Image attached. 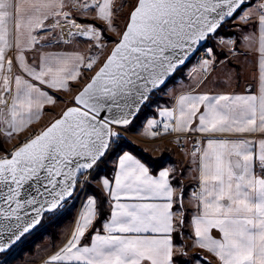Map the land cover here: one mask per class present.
Segmentation results:
<instances>
[{"label": "snow or ice", "instance_id": "1", "mask_svg": "<svg viewBox=\"0 0 264 264\" xmlns=\"http://www.w3.org/2000/svg\"><path fill=\"white\" fill-rule=\"evenodd\" d=\"M69 2L83 15L94 11L96 18L112 25L113 0ZM66 7V0H0V132L7 136L39 119L46 104H55L43 86L66 90L69 81L81 76V66L92 69L96 63L95 57L85 62L79 53H41L32 65L25 50L50 39L62 28V20L69 37H84L103 48L99 28L70 19ZM234 17L244 25L255 18L253 33L244 40L258 54V94L185 93L159 115L164 131L208 137L202 147L197 141L192 153L198 157L199 183L192 193L197 202L190 221L192 243L218 264H264V138H217L264 136V0H136L110 54L75 95L77 106L0 156V255L35 229L45 213L72 197L79 176L94 170L112 150L113 138L119 136L113 126L130 125L149 94ZM219 42L233 47L239 43L223 37ZM214 51L206 48L193 71L207 72ZM14 63L23 74L13 73ZM105 109L116 114L101 118ZM157 124L149 119L146 134L158 135L151 131ZM169 173L164 169L153 176L141 160L123 152L114 182L101 179L111 208L102 231H92L90 243L81 244L99 216L97 201L89 196L70 238L44 264H174L177 255L185 254L174 240V234L183 236L176 220L182 227L184 217L173 211L177 201ZM193 259L201 264L206 258Z\"/></svg>", "mask_w": 264, "mask_h": 264}, {"label": "crops", "instance_id": "2", "mask_svg": "<svg viewBox=\"0 0 264 264\" xmlns=\"http://www.w3.org/2000/svg\"><path fill=\"white\" fill-rule=\"evenodd\" d=\"M118 0H113V15L114 9L116 7ZM67 7L65 11H68L70 14L73 12H80V10L76 7H73L69 0H66ZM82 17L94 19L96 21L104 22L95 17L94 11H89L88 15H83ZM255 20V18H253ZM50 21V22H49ZM49 23H52V20H49ZM107 24V23H106ZM82 25V24H81ZM253 28V27H251ZM254 29V28H253ZM247 30V29H246ZM245 30V31H246ZM61 31V29H60ZM253 31V30H252ZM252 32L246 34L249 35ZM62 34V32H61ZM40 35H45V33L41 32ZM63 35V34H62ZM245 32H240L239 36L237 37L239 43H237V48H233L230 45L225 51V56L221 59H218L213 67H211L207 72L204 71H190L187 74L180 75L178 78H175L170 84H168L164 89H161V93L158 96L160 101L151 107L152 114L148 117L143 119L141 123H139L133 130L127 132V136L130 140L135 142L136 144L143 147L145 150L150 152L152 155L159 156L162 152H169L171 157L175 159V163H166L161 168H159L156 172H153L151 168L148 166L147 163L142 161L138 156L133 154L130 151L131 155L135 156L137 159L141 160L150 170V173L153 176H158L159 172L164 169H170L169 179L170 183L174 189L176 201L182 202L189 211V222L188 226L191 229V217L196 212V204L197 202L192 198V193L196 191L195 189L199 187L198 183V157H193L192 153L194 151L191 150L192 147V139H195L196 142L200 141V146L202 147L206 143V139L208 138L205 134H201L198 132H174L172 130L164 131L161 136H157V138H153V136L146 134L145 126L149 119H156L159 117V112L163 108H173L176 103V98L179 95L185 93L191 94H258L259 91V70H258V63H255L254 54L256 53L254 50V46H250L249 42L244 40ZM65 36V35H64ZM68 36V35H67ZM66 36V37H67ZM228 39L235 40L233 36H228ZM225 39V40H228ZM68 42H58L56 37H50V39L41 42L40 45H37L35 48L31 50H25V58L29 64L36 65L39 61L41 53H61V54H73L79 53L83 57H85V62H87L88 58H90V48L88 46L87 41L83 37H73L71 40L69 38H65ZM236 47V46H235ZM12 50L9 51V55L11 56ZM83 66H81V76L75 81H69V87L66 90H55L49 89L46 86L44 90L48 91L49 94L53 95L56 102L55 104H46L39 115V119L33 120L32 123L24 130L13 133L11 136L5 135L3 132H0V142L5 147V149L11 148L12 146L16 145L17 143L21 142L22 138H25L31 134V132H35L37 128L41 126L43 120L46 117V113L50 111V108H54L59 105V101L62 100H69L71 89H74L78 85H80L82 72L84 71ZM14 74H23L19 69L18 65L14 63L13 69ZM159 91V90H158ZM194 123H196L194 121ZM38 131V130H37ZM217 138H229V139H239V138H247L252 140H259L264 138L260 133H253V134H244L243 136H219L217 134ZM179 141H182V144H179ZM194 147V146H193ZM197 144L195 145V149ZM125 152V151H124ZM121 153L120 155H122ZM119 155V156H120ZM119 156L114 160L113 166L114 170L111 177H107L105 175L100 176L94 181V184L104 193L107 199V206L109 208V213L106 219L110 215V200L108 193L104 190L103 185L101 183L102 178H108L110 181H113L116 164L118 161ZM174 165L178 166L177 175L181 179V181L188 185L186 193L184 196L179 192V187L175 185L172 181L171 171L174 170L172 168ZM255 170L258 174H260V167L257 163L255 166ZM114 182V181H113ZM198 190V189H197ZM179 194L181 196H179ZM93 195H88L84 197L82 203L77 210V213H74L73 219L67 221L59 231V238L52 243L54 248H50V250L42 252L39 256H37L33 261L27 260H14L12 264H44L47 258L54 254L60 247H62L68 238H70L71 233L74 229L75 221L78 217V213L81 210V206L86 199ZM87 197V198H86ZM181 197V198H180ZM173 211L176 213L178 209L175 208V204L173 207ZM104 219V221L106 220ZM178 219V217H177ZM103 221V222H104ZM102 222V224H103ZM102 224L99 228L95 230L102 231ZM92 234V233H91ZM87 235V234H86ZM213 235H218V233L213 230ZM190 237V236H189ZM186 238L189 241L190 249L193 251H200L202 255L201 264H218L217 259L209 252L203 249H199L196 247L190 238ZM91 240V235L86 238V236L82 239L81 244L86 245L89 244ZM177 245V244H176ZM37 244L35 246L34 254H37ZM178 246V245H177ZM190 250V251H191ZM193 255V254H191ZM188 257V261L190 262V256ZM176 264V261H174ZM186 264V263H185ZM190 264H195V260L193 259Z\"/></svg>", "mask_w": 264, "mask_h": 264}, {"label": "rangeland", "instance_id": "3", "mask_svg": "<svg viewBox=\"0 0 264 264\" xmlns=\"http://www.w3.org/2000/svg\"><path fill=\"white\" fill-rule=\"evenodd\" d=\"M259 2H260V0H251V4H256V3H259ZM135 3H136V0H118L117 1V4H116V7L114 9L113 23H112L111 26H109L108 24H106L104 22L98 21L99 23L104 24L105 31L107 33L104 36V33H102V31L99 29L101 31V40H100V43L103 45V48H97L94 45L93 41H91L90 39H87V38H84L83 37L87 41L88 46L90 48V57H95L96 58V63L94 64V66L92 67V69H84V71L82 72V77H81L80 85H78L74 89H71V94H70V99L69 100H62V102L59 101V105H57L54 108H50V111L46 113V117L43 120V123L41 124V126L39 128H37L38 131L35 130L36 133H38L50 121H52L55 117H57L66 106H68V105H70V104L73 103L74 94L89 79V77L92 75V73L101 65V63L103 62V60L105 59V57L107 56V54L109 53V51L111 50L113 44L115 43L114 40L118 39V34L123 31V29H124V27L126 25V22H127L128 13H129L130 9L135 5ZM79 17H82L81 13H79V12H73V13L70 14V17L69 18L70 19H75L76 22H78L79 24H82V26L83 25H87V24L95 25L93 23L82 22L81 20L78 19ZM62 22H65V21L62 20L61 23ZM254 23H255V20L253 19L252 21H250L249 25H244V24H242V22L238 18L234 17L231 20V22L229 23V25H227V26H228L229 29H231V30H233L235 32L233 34V37H234L235 40H237L238 39L237 37L239 36L240 32H245V35L248 34V33H250V32L253 33L254 29L251 28V27H252V25ZM43 33H45V35H49V32H43ZM51 36L52 37H56V39L58 40V42H60V41L63 42V40H60L59 39L60 36H63L64 40H65V38H69V40H71V38H73V37H69V36L66 37V36L62 35L60 29H56L54 32H52ZM222 37H224V36H222ZM224 38L225 39H228L227 37H224ZM246 42H248V41H246ZM208 44L211 45V47L213 48V45H214V42L213 41H210L208 39L205 45H208ZM230 46L233 47L232 45H230ZM235 46L233 48H237V44ZM214 47H215V48H213L215 50L214 51V57H209L210 59H213V64H212L211 67L214 66V64L216 63V61L218 59H221V58H223L225 56L224 53H225L226 49L229 46L228 45H225V44H221V45H215ZM193 57H192V59H193ZM192 59H191L190 64L188 66H186L184 69H182L181 72H179L178 75L175 78H178L180 75L187 74V71L190 70V65L192 63ZM253 59L255 60V63H258V54L257 53L254 54V58ZM160 91L161 90L156 91V92L154 91V96L161 97V96H158L161 93ZM151 97H153V96H151ZM115 129L118 132L124 133L125 135H127V132L129 130L127 127L120 128V129L115 128ZM32 133H34V132H31V134ZM116 138H113V141L117 142ZM153 138H157V136H153ZM23 139L24 138H22L21 141ZM14 146H12L11 148H13ZM11 148L5 149V147L1 144L0 145V154H4V153L8 152ZM169 161H171V160H169ZM113 162H114V160L110 161V164L112 165ZM168 163L173 164L174 162H168ZM172 168H174V170L171 171V176L173 178H177L176 177V174H177L178 166L174 165ZM91 172H92V170L88 171L87 174H86V176H87V178H88L89 181L87 183V188H86V190L84 192L85 195L83 197H81V195H82L81 194V191L82 190L81 191H78V192H77V190H75L74 195L72 196V200H68L67 202H65L64 205H62L61 208L57 209L55 212L47 213V214H45L43 216V218H42V220H43L42 225L46 224L47 222H49L50 220H52L54 218H57L62 213L66 212V211H68L70 209L72 210L73 216H74V213H77V210H79V207H80V205L82 203V200H84V197L85 196H88V195H92L88 191L89 186L91 184H94V181H95V180L92 179V173ZM178 212L180 213L179 210H178ZM71 219H73V217ZM59 237L60 236H58V238ZM188 237L189 236H186L185 239H184L185 240V246L182 247L181 245H178V247H182L184 250H186L185 251V255L187 254L188 256H190L191 254H194V255H191L190 256L189 261L191 262L193 260V257H197L198 256V257L201 258L200 255H202V254H201L200 251H197V250L196 251H194V250L192 251L190 249L189 241L186 239ZM50 241H52V243H55L53 240L50 239V237L48 235H45L43 240L38 241L36 243L38 245L37 246V250H36L37 251V254L36 255H32V254H34V251L35 250L33 251V253H28V252L23 253L22 248H21V245L25 244V240H22L19 244L15 245L10 250L9 253L0 255V264H12L13 262H15L14 260H16V259H18V260H24L25 258L27 260H30L31 259V261H33L42 252L48 251V250H50V248H54L53 247L54 244H52ZM18 255H19V257H18Z\"/></svg>", "mask_w": 264, "mask_h": 264}, {"label": "trees", "instance_id": "4", "mask_svg": "<svg viewBox=\"0 0 264 264\" xmlns=\"http://www.w3.org/2000/svg\"><path fill=\"white\" fill-rule=\"evenodd\" d=\"M78 19L81 20L82 22L95 24L102 31V33H104V36H105V34H107L105 31L104 24L99 23L98 21H96L94 19H89V18H84V17H79ZM231 20H228L226 23H224L223 26L219 29L217 34H221L224 37L233 36V34L235 32L233 30L229 29L227 26V25H229ZM114 41L117 42L118 39H116ZM214 46H215V43L213 45V48H215ZM190 62H191V60L186 65L181 67L167 81V83L161 89H163L165 86H167L169 83H171L173 81V79L178 75V73L181 72V70L184 69L186 66H188L190 64ZM152 96L153 97H151V95H150L149 99L147 100V102H145L143 104V106L139 110L138 114L133 119L132 123L127 126V128L130 131L133 130L139 123H141V121H143V119H145L150 114H152L151 107L160 101L159 97L154 96V92H152ZM116 140H117V142L112 147V150L108 153V155L105 156V158L99 163V165L94 170H92L91 173H92V179L93 180H96L97 178H99L102 175H105L107 177H111L113 170H114V166H113V164L112 165L110 164V161L115 160L124 151H130L133 154H135L136 156H138L142 161H144L145 163L148 164V166L151 168V170L153 172H156L159 168H161L163 165H165L168 162H174V163L176 162L175 159L171 157V154L169 152H162V154H160L159 156L152 155L150 152L145 150L143 147H141L140 145H138L135 142H133L132 140H130L129 137L125 134L123 136L117 137ZM0 145H1V142H0ZM169 160H171V161H169ZM176 177L177 178L172 177V181L175 185H177L179 187V192L182 194V196H184V194L186 193V190L188 188V185L183 183L177 174H176ZM88 191L95 197V199L97 201V208H98L99 216L95 222L94 229L89 231V233L86 235V238H88L91 235L92 231H94L95 229L100 227V225L102 224L104 219H106V217L108 216V213H109V208L107 206V199H106V196L104 195V193L94 184H91L89 186ZM175 208H177L180 212L183 213L184 223H183V226L181 227L179 224V217H178V219L176 220L177 227L183 233V236L181 237L179 235V233L174 234V240H175V243L177 245H181L182 247H184L185 246V240H184L185 237L190 236V234H191V230L188 226L190 215H189L188 208L182 202L177 201V203H175ZM72 217H73V213H72V210L70 209V210L62 213L57 218L50 220L49 222H47L44 225H42V222H43V220H42L41 223L33 231H31L29 234H27L22 239V240H25V244L21 245L23 253H25V252L33 253V251L35 250L36 243L38 241L43 240L45 235H48L51 240L56 241L58 239L59 231H60L61 227L67 221L71 220ZM19 243H17V244H19ZM185 251L186 250H184V253H185ZM9 252H7V253H9ZM186 256H188V255L187 254L186 255L185 254L184 255H177L175 257L174 261H176V264H185L188 261V257H186ZM18 257H19V255H18Z\"/></svg>", "mask_w": 264, "mask_h": 264}, {"label": "built area", "instance_id": "5", "mask_svg": "<svg viewBox=\"0 0 264 264\" xmlns=\"http://www.w3.org/2000/svg\"><path fill=\"white\" fill-rule=\"evenodd\" d=\"M220 37H222L220 34H216L214 37H210L209 40H210V41H213V42L215 43V45H221L222 43L219 42V38H220ZM223 38H224V37H223ZM224 39H225V38H224ZM208 47H211V45L208 44V45L202 47L199 51H197V52L195 53V55H194V57H193V59H192V63H191V65H190V70L188 71V73H189L190 71H192L193 69L198 68L199 61H200L201 59L205 58V49L208 48ZM211 48H212V47H211ZM155 120L158 121V124H157L155 127H153V128L151 129V131L157 132L158 135H156V136H161V135L163 134V132H164V129H163L164 118L161 117V116H159V117H157ZM118 129H119V128H118ZM36 134H37V133L34 132V133L30 134L29 136L25 137L21 142H19L17 145H15L13 148H11L8 152H6V153H4V154H0V156H3V155H5V154H7V153H10L12 150H14L15 147L19 146L20 143L26 141V139H29V138H31L32 136L36 135ZM114 138H116V137H114ZM115 144H116V142L113 141V145H112V147H113ZM179 144H182V141H179ZM191 145H192L191 150H192V151H195V145H196V140H195V139H192V144H191ZM193 146H194V147H193ZM86 174H87V172H86L84 175L79 176V182H78L77 185H76V190H77V192L82 190V191H81V194H82L81 197H83V196L85 195L84 192H85V190H86V188H87V183H88V181H89L88 178H87V180H85V176H86ZM197 189H198V188H196L195 190H197ZM70 200H72V198H71ZM63 205H64V204H63Z\"/></svg>", "mask_w": 264, "mask_h": 264}, {"label": "water", "instance_id": "6", "mask_svg": "<svg viewBox=\"0 0 264 264\" xmlns=\"http://www.w3.org/2000/svg\"><path fill=\"white\" fill-rule=\"evenodd\" d=\"M134 6H135V5H134ZM126 23H127V22H126ZM205 44H206V43H204L203 46H204ZM113 46H114V44H113ZM113 46H112V47H113ZM203 46H202V47H203ZM202 47H200L199 50H200ZM111 49H112V48H111ZM110 51H111V50H110ZM110 51H109L108 54H110ZM108 54H107V55H108ZM193 56H194V55H192V56L190 57V59H189L184 65H186V64L192 59ZM106 57H107V56H106ZM106 57H105V59H106ZM105 59H104V60H105ZM104 60H103V62H104ZM103 62H102V63H103ZM102 63H101V65H102ZM101 65H100V66H101ZM184 65H183V66H184ZM100 66H99V67H100ZM183 66H181V67H183ZM99 67H98V68L92 73V75L95 74V72L99 69ZM181 67H180V68H181ZM180 68H179V69H180ZM175 73H176V72H175ZM175 73H174V74H175ZM174 74H173V75H174ZM92 75H91V76H92ZM173 75H172V76H173ZM91 76H90V77H91ZM172 76H171V77H172ZM171 77H170V78H171ZM170 78H168L167 81H168ZM89 79H90V78H89ZM89 79H88V80H87V81H86V82H85V83H84V84H83V85L77 90V92L74 94V97H75L76 94H78V92H79L80 90H82V88L84 87V85H85L86 83L89 82ZM167 81L165 82V84L167 83ZM165 84H164V85H165ZM164 85H162L160 88H158L157 90H154V91H158V90H160ZM154 91H153V92H154ZM151 94H152V92L149 94V97H150ZM72 106H77V105H75L74 98H73V103L70 104V105H68V106H66V107L62 110V112H63L64 110H66L68 107H72ZM142 106H143V105H141V107H142ZM141 107H140V109H141ZM140 109H139V110H140ZM62 112H61L57 117H55L54 119L58 118V117L62 114ZM138 112H139V111H137L136 115L138 114ZM114 114H116V113H115V110H113L112 113H109V112L107 111V109H105V110H103V111L101 112V118H103L104 116H110V117H111V116H113ZM136 115H135V117H136ZM135 117H133V119H134ZM54 119H53V120H54ZM133 119H132V121H133ZM53 120H52V121H53ZM52 121H50L45 127H47ZM45 127H43V128H45ZM113 127H115V128H119V129H120V128H125V127H127V126H115V125H114ZM43 128H42V129H43ZM115 128H114V129H115ZM42 129H41V130H42ZM41 130H40V131H41ZM115 130H116V129H115ZM40 131H39V132H40ZM116 131H117V130H116ZM39 132H38V133H39ZM117 132H118V131H117ZM38 133H37V134H38ZM123 135H124V133L119 132V136H118V137L123 136ZM89 171H90V170H89ZM74 192H75V191H74ZM73 195H74V193H73ZM73 195H72V196H73ZM179 196H181V195L179 194ZM71 198H72V197H71ZM71 198H69L68 200H70ZM180 198H181V197H180ZM68 200H66L65 202H67ZM65 202H64V203H65ZM45 214H47V213H45ZM45 214H44V215H45ZM44 215H43V216H44ZM33 230H34V229H33ZM33 230H32V231H33Z\"/></svg>", "mask_w": 264, "mask_h": 264}, {"label": "bare ground", "instance_id": "7", "mask_svg": "<svg viewBox=\"0 0 264 264\" xmlns=\"http://www.w3.org/2000/svg\"><path fill=\"white\" fill-rule=\"evenodd\" d=\"M61 24H62L61 32H62L63 35L67 36V33H68L69 29H68V27L66 25V22H62Z\"/></svg>", "mask_w": 264, "mask_h": 264}]
</instances>
